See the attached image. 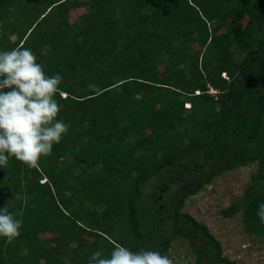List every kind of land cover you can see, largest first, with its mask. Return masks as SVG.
<instances>
[{
  "label": "trees",
  "instance_id": "16d2710c",
  "mask_svg": "<svg viewBox=\"0 0 264 264\" xmlns=\"http://www.w3.org/2000/svg\"><path fill=\"white\" fill-rule=\"evenodd\" d=\"M16 1L0 0V15ZM44 6L26 31L13 29L17 42L3 34L0 46L22 44L47 75L62 76L59 118L71 127L38 168L12 157L0 166V209L24 213L20 236L0 237V264H87L122 240L168 256L184 240L194 264H238L183 210L216 178L253 164L242 198L221 213L242 214L248 234L264 243L256 215L264 203V0ZM81 8L70 24V11Z\"/></svg>",
  "mask_w": 264,
  "mask_h": 264
},
{
  "label": "clouds",
  "instance_id": "9594fccd",
  "mask_svg": "<svg viewBox=\"0 0 264 264\" xmlns=\"http://www.w3.org/2000/svg\"><path fill=\"white\" fill-rule=\"evenodd\" d=\"M61 83L62 76L47 75L30 48L21 45L0 51V166L6 168L12 157L29 168H38L41 158L50 156L53 146L68 134L71 125L59 118L61 106L56 99L58 94L65 95L60 90ZM140 98L139 94L134 97ZM23 214V210L9 212L7 206L0 209V237L8 243L20 236L23 221L17 217ZM256 215L264 224V203L258 205ZM87 264H174V261L159 251H132L116 244L109 255L103 249L94 251Z\"/></svg>",
  "mask_w": 264,
  "mask_h": 264
},
{
  "label": "rangeland",
  "instance_id": "374dc122",
  "mask_svg": "<svg viewBox=\"0 0 264 264\" xmlns=\"http://www.w3.org/2000/svg\"><path fill=\"white\" fill-rule=\"evenodd\" d=\"M46 1L18 0L12 4L13 10L7 7V14L5 16L0 15V30L7 37L8 43L13 45L17 42L18 30L26 31L30 28L31 22H34L40 16V12H43ZM85 13V8L71 10L68 21L70 24L78 22ZM245 21L246 17H243L240 25L243 26ZM13 29H17V31ZM54 43L55 39H52L50 44ZM21 45H18V47ZM1 48L0 46V51H2ZM49 49L50 46L47 50ZM68 80L72 82L71 77H68ZM186 108L189 109V107ZM180 130L183 131L182 128ZM153 134V131L149 132L148 140H151ZM96 137L98 140L102 139L100 134ZM62 147V145H54L53 151L61 150ZM79 158H82V155ZM257 168V164H253L249 167L224 173L216 178L211 185L203 189L200 194L188 199L183 210L184 213L194 216L200 223L205 224L221 243L224 256L238 264H264V243L248 234L242 225V214L239 213L232 218H225L221 212L233 203L240 201ZM206 173L207 170L204 169L200 174ZM200 174L198 177H200ZM153 181L154 179L146 187L145 194L150 192ZM98 211L101 212L102 209ZM99 236L95 232H89L87 238L95 241L99 239ZM113 242L127 248L130 246L129 240ZM169 257L174 261V264H194L195 261V256L190 252L188 243L184 240H176L172 243Z\"/></svg>",
  "mask_w": 264,
  "mask_h": 264
},
{
  "label": "built area",
  "instance_id": "2783aa9c",
  "mask_svg": "<svg viewBox=\"0 0 264 264\" xmlns=\"http://www.w3.org/2000/svg\"><path fill=\"white\" fill-rule=\"evenodd\" d=\"M215 91H213V93H214ZM186 106H188V107H190V104H186Z\"/></svg>",
  "mask_w": 264,
  "mask_h": 264
}]
</instances>
